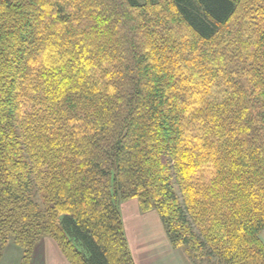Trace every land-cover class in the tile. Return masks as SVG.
<instances>
[{
  "label": "trees",
  "instance_id": "16d2710c",
  "mask_svg": "<svg viewBox=\"0 0 264 264\" xmlns=\"http://www.w3.org/2000/svg\"><path fill=\"white\" fill-rule=\"evenodd\" d=\"M130 200L194 264H264V0H0V259L136 264Z\"/></svg>",
  "mask_w": 264,
  "mask_h": 264
},
{
  "label": "rangeland",
  "instance_id": "374dc122",
  "mask_svg": "<svg viewBox=\"0 0 264 264\" xmlns=\"http://www.w3.org/2000/svg\"><path fill=\"white\" fill-rule=\"evenodd\" d=\"M130 202H128L127 205L126 202L121 203L120 211L123 224L124 217L126 228L130 233V237L132 234H135L137 228L140 245L133 243L136 250H139V248L142 246V249H147L149 252H153L155 255L154 260L160 264H194L192 263V261H190V259L182 249H176L173 246L170 247L168 245V242L170 240L166 242L167 233L165 232L161 217L156 210L151 211L158 213L157 215L154 212L144 213V211H142L141 209L140 204L138 206L136 200L133 203Z\"/></svg>",
  "mask_w": 264,
  "mask_h": 264
},
{
  "label": "crops",
  "instance_id": "0c3cea01",
  "mask_svg": "<svg viewBox=\"0 0 264 264\" xmlns=\"http://www.w3.org/2000/svg\"><path fill=\"white\" fill-rule=\"evenodd\" d=\"M128 202L130 201H127L126 205ZM133 202H135V200H131L130 203H133ZM137 204L139 206L138 201H137ZM152 212L154 211H150L147 213H152ZM154 213L156 215L158 214L156 212ZM123 220H124V228L126 232V237L129 242L130 249H131L135 263L136 264H160L154 260L155 255L153 252H149L147 249H142V246L139 248V250L135 249V246L133 243L140 245V239L138 238L139 234L137 232V228H136L135 234L131 233L132 235L130 237V233L128 229L126 228L124 217H123ZM260 236H261L262 241L264 242V231L261 233ZM168 241H169V238L166 235V242ZM169 243L170 241L168 242V245L172 247L171 243L170 244ZM22 254H23V250L20 247H18L15 244L9 243L3 250L2 257L0 259V264H19L22 258ZM29 264H73V263H71L66 258L59 244L53 238L44 237L40 239V241L35 245L33 249L32 257H31V261Z\"/></svg>",
  "mask_w": 264,
  "mask_h": 264
}]
</instances>
